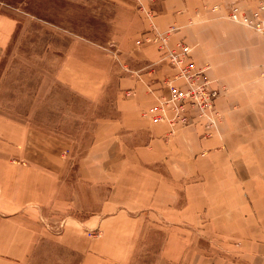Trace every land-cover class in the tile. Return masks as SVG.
Masks as SVG:
<instances>
[{
    "label": "crops",
    "instance_id": "crops-1",
    "mask_svg": "<svg viewBox=\"0 0 264 264\" xmlns=\"http://www.w3.org/2000/svg\"><path fill=\"white\" fill-rule=\"evenodd\" d=\"M115 1L129 15L119 20L112 58L127 71L115 76L113 116L94 121L77 154L74 184L71 141L0 102V264H20L52 232L46 217L64 218L54 231L81 253L79 264H264V84L237 85L227 43L234 30L252 36L264 59V35L227 17L232 7L251 16L264 0ZM19 25L0 10V88ZM168 30L166 47L190 45L210 86L227 88L212 119L190 108L181 123L168 106L159 111L169 97L162 80L173 71L156 64L165 48L152 36ZM90 45L72 40L56 78L97 101L110 57Z\"/></svg>",
    "mask_w": 264,
    "mask_h": 264
},
{
    "label": "rangeland",
    "instance_id": "rangeland-1",
    "mask_svg": "<svg viewBox=\"0 0 264 264\" xmlns=\"http://www.w3.org/2000/svg\"><path fill=\"white\" fill-rule=\"evenodd\" d=\"M0 10L20 24L1 81L0 102L9 113L35 117L40 127L62 134L71 141L69 180L74 184L77 154L90 143L94 121L113 116L115 76L127 71L121 60L120 63L117 58L113 60L117 54L115 42L122 30L119 20L129 14L123 13L115 0H0ZM136 10L140 8L136 6ZM232 32L234 34L227 43L233 39L231 47L235 56L231 68L236 73L234 81L237 85L264 84V59L257 58L261 42L238 30ZM239 37L247 38L248 44H241ZM74 39H83L110 57L111 71L97 101L69 91L56 78L63 54ZM227 43L221 41V46L227 48ZM246 52L250 60L243 62L239 57ZM222 89L224 92L220 96L227 92V88ZM68 120L71 121L68 123ZM86 193L90 197L92 191L88 189ZM87 207H90L89 203ZM56 221L49 217L42 220L43 227L52 232L41 234L20 264H79L81 253L64 243L62 232H55L63 227L64 218ZM134 264L141 263L137 260Z\"/></svg>",
    "mask_w": 264,
    "mask_h": 264
},
{
    "label": "built area",
    "instance_id": "built-area-1",
    "mask_svg": "<svg viewBox=\"0 0 264 264\" xmlns=\"http://www.w3.org/2000/svg\"><path fill=\"white\" fill-rule=\"evenodd\" d=\"M263 9L261 5L251 16H246L237 7H232L227 17L232 22L264 35V22L260 18V11ZM145 14L149 18L153 16L149 11ZM171 31H155L152 39L165 48L159 63L167 65L173 71L172 76L162 80L163 85L168 89L169 97L162 101L159 111H162L163 106H168L174 111L175 120L181 123L187 122L190 108H196L200 117L212 119L213 116L215 117L213 113L215 100L223 91L212 88L205 78L206 68L196 65L190 59V45L179 40L172 46L166 47Z\"/></svg>",
    "mask_w": 264,
    "mask_h": 264
}]
</instances>
